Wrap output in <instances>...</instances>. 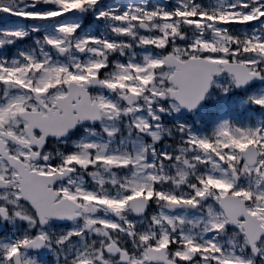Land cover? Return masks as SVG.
Here are the masks:
<instances>
[{
  "label": "rangeland",
  "instance_id": "obj_1",
  "mask_svg": "<svg viewBox=\"0 0 264 264\" xmlns=\"http://www.w3.org/2000/svg\"><path fill=\"white\" fill-rule=\"evenodd\" d=\"M81 1L0 0V13L18 16L0 25V125L34 107L35 91L47 90L50 102L66 81L101 73L115 93L134 92L139 100L129 108L113 92H94L102 118L97 127L66 140L73 149L64 162L81 172L62 191L104 200L121 214L132 196H145L151 206L137 219L127 211L121 223L104 212L89 218L96 247L77 223L50 228L45 251L25 255L28 263L89 264L108 238L121 237L129 264H145V247L162 245L180 264H264V246L254 261L246 241L226 226L213 203L183 211L165 204L187 199L198 204L200 193L233 192L252 202L249 208L264 222V84L234 96L232 78L218 76L208 107L190 120L175 103L160 99L172 72L163 67L166 53L181 60L202 55L219 63L241 61L250 70L260 65L264 73V0H234L235 5L208 0L203 9L195 0H115L87 18H57ZM243 112L250 123L240 120ZM210 117L215 122L206 130L194 129ZM171 139L178 145L169 149ZM249 141L262 152L251 169L241 163ZM8 240L0 241L3 253L15 250ZM113 263L118 261L102 260Z\"/></svg>",
  "mask_w": 264,
  "mask_h": 264
},
{
  "label": "water",
  "instance_id": "obj_2",
  "mask_svg": "<svg viewBox=\"0 0 264 264\" xmlns=\"http://www.w3.org/2000/svg\"><path fill=\"white\" fill-rule=\"evenodd\" d=\"M88 10L87 12H90ZM86 11L83 8L73 10L68 13L81 14L83 15ZM10 18V14L5 12L0 16V21H6ZM166 67H175L176 70L174 74L168 79L169 83H173L177 87V90L171 96L175 99L182 107L185 113H190L193 109H199L203 102L204 95L208 92L210 88L211 76H216L218 74V63L214 61L207 60L205 58H189L183 62L177 60L173 55H168L164 62ZM223 72L230 73L234 75L236 88L238 90L250 85L251 83L257 81L260 77L258 73H249L245 65L240 63H223ZM88 86H102L105 90L108 89L107 85L98 82L97 77L91 78V83L85 84ZM85 85H77L74 82H70L68 85L69 96L68 98L59 99L58 106L61 108L62 112L53 116L48 117L47 122L44 125H48V128L54 132L61 131L59 136H62L67 131L72 130L75 126L80 124H96L100 119V108L96 102L89 104V95L84 91ZM79 98L77 102L76 113L73 114V110L69 107V100ZM133 95H129L127 101L132 104L135 100ZM67 106H65V102ZM62 102V103H61ZM62 107H61V105ZM21 117L28 118L25 113L20 114ZM41 126H44L41 122H35ZM37 125V126H39ZM58 135V134H57ZM257 154L255 149L250 146L244 154V158L249 164L254 163ZM69 174V171H65L62 174H56L49 177L36 176L35 188L28 185L24 186V190H27L29 202L36 209L38 216L42 219L44 217H51L55 222H68L76 217L75 211L78 206L70 199H61L57 203H53L54 194L51 188H47L48 185L52 186L57 180L65 178ZM42 179H49L50 181H42ZM209 196L203 195L202 200H206ZM238 198L226 195L220 198V205L224 207L225 214L228 217L233 216V203L238 202ZM241 202V201H240ZM242 204V203H241ZM129 208L132 210L135 216L142 215L146 212L148 206V201L144 197H133L128 201ZM168 205L170 207H192L190 203H171ZM253 218L252 216L250 217ZM255 223L257 220L254 218ZM230 223H232L230 221ZM258 222L256 223V226ZM249 233L255 237L251 241L256 240L258 232L256 231L255 225L250 224ZM41 247V246H37ZM166 248H160L158 250L149 249L146 258L147 262L162 263V264H176L172 261H168L167 255L165 254ZM125 253H122V261H127ZM15 263L20 264L19 259L15 258Z\"/></svg>",
  "mask_w": 264,
  "mask_h": 264
},
{
  "label": "flooded vegetation",
  "instance_id": "obj_3",
  "mask_svg": "<svg viewBox=\"0 0 264 264\" xmlns=\"http://www.w3.org/2000/svg\"><path fill=\"white\" fill-rule=\"evenodd\" d=\"M51 105H42L41 107L46 110ZM44 110L42 111L45 112ZM29 133L30 135L25 130V123L23 122H11L0 126V144H3V150L8 156L13 157L23 167H28L30 170L42 174H51L65 167L72 166L68 163H62L61 153L64 149L62 141L50 136L42 138V132L36 129ZM7 135L12 136L14 139H10ZM39 142L42 144L41 149L37 145ZM17 174V169L0 155V207L6 209L5 217L0 214V226L4 229L0 231V241L8 239L6 237L13 239V246H15L16 251L24 254L23 245L31 237L37 235L36 228L38 223L32 209L20 198V182ZM62 183H65V181L59 182L55 186L59 196L62 194L60 192ZM88 200L87 198H78L77 202L84 205L83 202ZM100 203H97L99 208ZM251 204L252 202H248V207ZM79 220L80 222H85V216H81ZM239 227H242L240 222L232 229L240 236H243ZM6 230H9V233ZM112 240L114 241V238L109 239V241ZM114 242L122 248L120 240L115 239ZM10 244L11 242L8 241V245ZM0 252L3 253L2 250ZM3 254L2 264H13L14 252L12 253V249ZM98 255L99 259H103L102 253ZM111 256L117 257V255ZM22 261L27 263V260L23 257Z\"/></svg>",
  "mask_w": 264,
  "mask_h": 264
},
{
  "label": "trees",
  "instance_id": "obj_4",
  "mask_svg": "<svg viewBox=\"0 0 264 264\" xmlns=\"http://www.w3.org/2000/svg\"><path fill=\"white\" fill-rule=\"evenodd\" d=\"M205 5V4H204Z\"/></svg>",
  "mask_w": 264,
  "mask_h": 264
}]
</instances>
